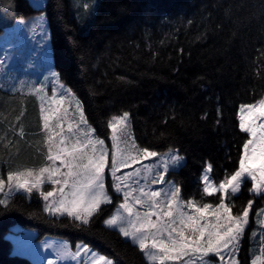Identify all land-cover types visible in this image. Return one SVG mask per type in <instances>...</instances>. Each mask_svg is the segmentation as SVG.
Wrapping results in <instances>:
<instances>
[{
  "label": "trees",
  "instance_id": "obj_1",
  "mask_svg": "<svg viewBox=\"0 0 264 264\" xmlns=\"http://www.w3.org/2000/svg\"><path fill=\"white\" fill-rule=\"evenodd\" d=\"M38 10L30 0H0V34L11 33L4 50L15 58L29 47L20 45L30 33L20 21ZM42 10L59 79L99 136L107 138L108 121L128 112L139 147L173 149L183 157L170 177L185 198L201 196L196 180L206 165L218 182L236 170L247 139L238 106L264 96V0H46ZM38 116L34 97L0 85L1 173L41 164L32 136ZM248 192L244 186L234 203L247 205L254 198ZM39 200L16 193L0 205V264H33L12 252L6 234L15 223L38 230V238L84 242L115 264H148L134 245L101 225L114 203L101 205L103 213L81 225L48 217ZM247 235L241 264H249Z\"/></svg>",
  "mask_w": 264,
  "mask_h": 264
},
{
  "label": "snow or ice",
  "instance_id": "obj_2",
  "mask_svg": "<svg viewBox=\"0 0 264 264\" xmlns=\"http://www.w3.org/2000/svg\"><path fill=\"white\" fill-rule=\"evenodd\" d=\"M51 75L55 79L56 73ZM34 92L40 101L39 119L42 122L43 144L47 150L44 159L47 163L38 170H9L7 186L10 190L15 189L28 195L38 193L45 201V211L66 214L81 225H90L103 213L101 205L111 203L105 191V177L110 174L111 187L117 194L123 192L124 202L119 208L124 214H113L104 219L103 223L109 228L118 229L120 236L131 240L148 264H168L180 257H188L183 264H192L194 256L197 257L196 264H211L213 257H221L223 264L225 251L230 257L228 264H239L236 254L249 224L253 201L249 199L247 205L234 212V205L226 204L225 196L229 193L238 195L245 178H250L249 191L264 198V97L255 103L240 105L239 128L247 134L248 139L243 142L239 167L215 187L209 182L207 173L212 165H208L202 176L205 182L203 192L207 196L219 193V203H205L201 206L195 200H181V189L172 185L163 174L169 170V163L175 165L183 157L169 153L158 156L155 151L139 147L135 141L129 143L128 112L108 121L107 127L112 131L109 152L105 140L92 137L93 130L90 127L87 131L76 127V123L87 125L78 100L75 101L71 117L73 122H69V109L63 105L70 101L63 93L60 99L48 101L42 95L43 87L34 89ZM148 157H157L160 163L145 164L134 172L117 174L121 168H127ZM161 168L163 171L159 170ZM140 176H143L145 184L133 188L130 181ZM149 179L153 184L168 183L171 188L167 191H150L147 184ZM45 183L52 185L51 191L42 190ZM4 186V180L0 179V190ZM50 198H53L51 203ZM5 204V200H0V205ZM136 204L150 210L143 213L135 211ZM184 208L191 209V213L185 212ZM259 223L264 225V220ZM82 247L85 253L90 254L91 264H114V260L106 255H98L87 245ZM261 253L264 255V248ZM56 255L58 258L65 257L66 247L58 248ZM49 264L55 262L49 261ZM252 264H264V258L257 257L252 260Z\"/></svg>",
  "mask_w": 264,
  "mask_h": 264
},
{
  "label": "rangeland",
  "instance_id": "obj_3",
  "mask_svg": "<svg viewBox=\"0 0 264 264\" xmlns=\"http://www.w3.org/2000/svg\"><path fill=\"white\" fill-rule=\"evenodd\" d=\"M30 1L36 6V8L40 7L41 10H38L31 16L23 18L24 27L26 29L28 28L30 30V33L26 36L27 41L21 39L24 42L23 41H19V42H20V45H24V43H27L31 49L26 46L21 47L19 57L15 58L16 56L14 57V53L12 51L8 50L7 52L6 50H4L6 43L10 39L11 33H6V34L1 33L0 34V85L3 88L10 90L12 93H18V94H22L25 96L34 97V100L37 105V111H39L40 101L35 95L34 89L43 87L44 92L42 93V95L45 96L48 101H51L53 98L60 99L61 94L63 93L64 96L67 97L68 100L70 101V103L66 102L63 105V107L69 109V118H70L69 122H73L71 117H72V113L75 110V101H77L78 99L76 98L74 93L65 84H63L60 81L59 75L55 70L53 58H51L52 54H50L51 51H50L49 44H48L50 30L48 29L49 27H48L47 17L45 16L42 10L43 6L45 5L46 0H30ZM13 47L17 48L16 46H13ZM40 51L43 52L42 56L36 57L35 54L39 53ZM52 73H56L55 79L52 77L51 75ZM81 110L83 111L82 105H81ZM239 110H240V107L238 109V112ZM122 115L123 114H119L113 117H119ZM259 122L260 121H258V123ZM41 123L42 122L40 121L39 116H38V127L36 126V128H34L35 129L34 134H32V136H36V140L38 141V144L40 145V150H41L40 153L43 157V159L41 160V164L40 165H26V166L23 165V166H20L12 170H18V169L23 170L24 168H32V169L38 170L39 167L46 165L47 162L45 161L44 156L46 155L47 150L43 144L44 136H43L42 129H41ZM238 123H239V118H238ZM64 127L65 129H67V124H65ZM76 127L82 128L84 131H87V129L90 127L93 130L92 137L105 140V147L109 150V152L111 151V143H112L111 142V135H112L111 129L108 128L109 129L108 136L107 138H104L102 136H99V134L96 132L94 127L91 124H89L88 121H87V125H80L76 123ZM19 132H21V130ZM128 133L131 136V140L129 141V143H131V141H134V138H133L131 129L129 128V124H128ZM67 134L69 136L72 135V133H67ZM76 135H79V133L76 132ZM149 151H152V150H149ZM242 151H243V146H242V149L240 150V155L242 154ZM157 153H158V156H163L165 153H169V155H172V154L179 155L177 151L173 149L166 150L163 152L161 151ZM183 161L184 160H181L179 163L175 165L169 163V170L163 173L166 179L168 181H171L172 185H175L176 187L178 186L173 181V179L170 177L171 176L170 174L172 173V170H178L182 166ZM56 163L58 165L59 161H57ZM159 163H160V160L157 157H148L146 159H142L136 162L135 164L128 166L127 168H121L117 174L123 175L128 172H134L137 168H141L145 164H159ZM207 167L208 165L206 166V168ZM238 167H239V161L237 164V168ZM206 168H204L201 172H199V177L196 180L197 184L199 185L200 191L202 193L201 196L200 197L196 196V198H185L180 193L181 200L185 202L190 199L195 200L197 204L201 206L205 203L212 204V205H216L219 203V195H220L219 193L214 192L213 195L207 196L203 192L205 182L203 181L202 176L204 175ZM106 169H107V164H106ZM159 170L163 171L162 168ZM8 171L9 170H6L4 171V173H1L0 171V179L4 180L5 182V186L3 187L2 190H0V200L7 201V199L10 196L15 195L16 193L22 194L25 197L30 198V195L25 194L22 191L18 192L15 189H12V190L9 189V187L7 186V183H8L7 182V172ZM155 171L156 169H154L153 175H155ZM231 174L227 176H230ZM207 175L209 177V182L215 187H218L219 184L227 177L226 176L225 178L221 179L218 182L213 177H211L209 173H207ZM111 182H112V177L110 174H107L105 177V191L108 192L110 199H111V203H114V204H112V208L109 210V212H106L101 218V225L105 229H108L110 231H115L117 234H119L118 229L109 228L107 225L103 223L104 219L109 218L113 214H124L123 210L119 208V205L124 202L123 192L117 194L115 192V189L111 187ZM130 183H132L133 188H136L138 186L144 185L145 180L143 179V176L134 177L133 180L130 181ZM147 184L149 185L148 190L150 191H161V190L167 191L171 188V185L165 182L153 184L151 182V179L147 181ZM244 186L247 188V190L251 188L250 178H245V182L242 184L241 190L243 189ZM108 188H111L112 193L110 192ZM42 190L51 191L52 185L50 183H45L42 186ZM248 193L251 194V197H254L251 199L253 201V206L250 209V218L253 214L251 220L255 217V214H259L261 217V220H264V198L260 197L259 205L258 203L255 205L256 198L259 197V195L253 194L250 191ZM34 194L36 195L38 200L40 199L39 202L41 203L42 210L48 217H53V218H62L63 216L67 217L66 214L64 215L51 214L45 211L44 210L45 201L43 200V198L39 196L38 193H34ZM135 194H138V193H134V195ZM117 196L118 198H116ZM236 196L237 195H233L230 193L225 196V203L229 205H234V212L239 211L240 208L242 207L241 203H237V202L234 203V197ZM248 196L250 197V195ZM163 198L164 197H160L159 199H163ZM52 199L53 198H50L49 203H51ZM134 210L143 213L145 211H149L150 209H145L141 207L139 204H136L134 207ZM183 210L189 213H191L192 211L191 209H188V208H184ZM250 218H249L250 228L248 224L246 226V232L248 233L247 240L249 242V249H248L249 264H252V260L256 259L257 257L264 258V255H262L261 253V249L264 248V225L259 223L260 220L258 221L257 216L255 217V223L253 220L251 223ZM152 219H155V217H152ZM71 220L75 221L72 218ZM75 222L79 224L78 221H75ZM37 232L38 230L33 229V228L32 229L24 228L19 223L13 224L6 234V237L10 241V246H11L13 254L22 255L28 258L33 264H49V261H54L55 264H91L90 254L85 253L82 247L83 245H87L84 242H77L73 245L70 242H68L66 239L61 238L55 234L51 236L47 235L42 238L40 237L38 238ZM120 237L123 240L129 242L131 245H133L131 240L126 239L122 236ZM258 239L260 240V244L258 245V248H257V244L259 243ZM61 246L66 247L67 255L63 258H58L56 255V251ZM87 247L91 251L96 252L98 255H104L101 252L90 247L89 245H87ZM135 247L138 249L137 246ZM77 252H79V255H76ZM239 255H240V250L236 254V258L239 261V264H241V258L239 257ZM142 257L145 260V262L148 263V261L143 256V254H142ZM110 259H113V258H110ZM229 259H230L229 254L227 251H225L223 255V264H228ZM187 260H188V257H180V258L169 261L168 264H183V262ZM196 260H197V257L194 256L192 260V264H196ZM114 264H115V261H114ZM211 264H221V257H213Z\"/></svg>",
  "mask_w": 264,
  "mask_h": 264
}]
</instances>
